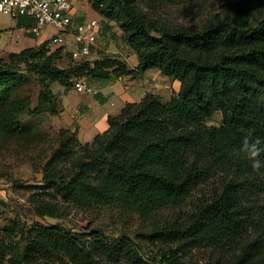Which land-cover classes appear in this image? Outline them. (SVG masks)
<instances>
[{
	"label": "trees",
	"instance_id": "trees-1",
	"mask_svg": "<svg viewBox=\"0 0 264 264\" xmlns=\"http://www.w3.org/2000/svg\"><path fill=\"white\" fill-rule=\"evenodd\" d=\"M87 1L108 23L101 34L115 23L138 66L106 55L62 69L55 60L65 48L52 52L50 41L0 56V140L21 141L23 117L45 105L59 114L52 84L72 89L74 78H137L152 69L179 81L167 103L152 92L127 103L92 142L80 141L78 126L45 136L44 145L30 139L42 178L20 186L36 217L109 208L137 215L145 230L136 242L8 218L0 197V264H264V169L234 155L245 136L264 147V0H215L213 12L196 7L202 0ZM174 7L195 23L170 21ZM23 72L41 88L35 109L29 97L10 98ZM216 113L222 124L208 126Z\"/></svg>",
	"mask_w": 264,
	"mask_h": 264
},
{
	"label": "rangeland",
	"instance_id": "rangeland-1",
	"mask_svg": "<svg viewBox=\"0 0 264 264\" xmlns=\"http://www.w3.org/2000/svg\"><path fill=\"white\" fill-rule=\"evenodd\" d=\"M201 2V4L196 7L199 8L204 4L206 6L209 5L210 9H208L210 12L215 11L221 5L220 2H216L215 0H202ZM74 5L83 16V20H86L87 22L95 19L102 21L100 15L93 11L87 0H74ZM196 10L197 9H195V11ZM185 15L187 14L182 7H174L168 10L167 17L170 21L175 23H195L194 18H191V16H188V18ZM11 21H13L11 18L0 14V26H10ZM102 24L105 25L104 22H102ZM44 31H46V29ZM55 32L56 31L51 28L46 31L48 35L54 34ZM13 37L14 34L12 30L0 33V56L5 60L8 59L10 50L7 48L4 40H9V43L11 44L10 41L13 40ZM98 40L99 42L97 46L93 48L92 56L88 59L91 62H94L106 55L118 56L120 54L117 53H121V51L126 50L123 33L116 26V24L111 26L110 30L107 28L106 30L104 29ZM39 41L40 37L34 38V36H31L20 41L14 40V42H12V46L14 50L18 52L24 48L37 45ZM49 48L53 52L61 47L49 46ZM71 49L72 46L67 45L62 56L55 60L56 64L60 68L64 69L70 65L82 62H75L72 60L70 55ZM108 49H111L113 52H105ZM158 72V70L152 69L146 72L143 78H137L134 81L127 77L123 82H118L116 77L108 80H94L86 77L87 82L94 91H98L103 88V92L108 98V102L105 103L97 101L93 97V94L87 95L78 93L73 88L66 89L58 83L52 84L51 89L58 98L56 107L59 114L53 115L50 112V106L45 105L40 109L39 113L23 117L22 124L27 130V133H25V136L21 139V141L10 140L9 142H4L0 140V197L9 205V208L6 210V216L8 218H13L19 213L24 215L29 221H38L46 226L61 225L77 232L100 230L110 238L127 236L136 242H139L142 237L138 234L142 233L145 228L143 227L139 217L135 214L124 213L122 211L109 208H99L89 211L75 209L64 219L43 220L34 215L31 206L27 202L28 192L20 185L26 182L34 183V181H38L42 178L41 173L34 171L32 167L30 139L35 138L36 140H40L42 145H44L53 140L59 130L66 129L63 127V122L66 117L63 116L64 114L62 115V109L64 108L63 104L75 105L84 100L89 106H92L93 101H97L94 103L96 105H94V107L92 106V108L99 110V114L102 112L100 110L106 109H111V112L120 114L121 111H119L118 106H112V100H119L120 104L128 98L134 102H139L146 93L155 91L159 92L160 95H163V97L161 96L162 100L164 103H167L174 94L179 92L181 85L179 81L163 76L160 72L158 77L153 79V76ZM19 77L21 79L22 86L15 92L11 93L10 98L20 99L29 97L32 100L31 108L35 109L39 103L41 90L40 85L36 80V76L23 72L19 74ZM150 79H153L154 82H151ZM127 86L128 89H126ZM121 94H123L122 97L120 96ZM87 98L94 100L87 101L85 100ZM222 121V114L216 113L212 119L207 121V125L219 127L222 124ZM47 135H49L50 140L43 144L44 140L42 139ZM146 252L147 255L152 258H154L158 253L157 249H154L152 246H150V248H146ZM201 256L202 255L200 253H197V259H201Z\"/></svg>",
	"mask_w": 264,
	"mask_h": 264
},
{
	"label": "built area",
	"instance_id": "built-area-1",
	"mask_svg": "<svg viewBox=\"0 0 264 264\" xmlns=\"http://www.w3.org/2000/svg\"><path fill=\"white\" fill-rule=\"evenodd\" d=\"M0 14L15 21L31 22L23 27L26 35L39 37L45 29H54L56 33L49 46H72L70 55L75 62L92 56L103 28L102 21L79 20L74 0H0ZM73 89L78 93H96L82 78L73 79Z\"/></svg>",
	"mask_w": 264,
	"mask_h": 264
},
{
	"label": "crops",
	"instance_id": "crops-1",
	"mask_svg": "<svg viewBox=\"0 0 264 264\" xmlns=\"http://www.w3.org/2000/svg\"><path fill=\"white\" fill-rule=\"evenodd\" d=\"M75 12H76L77 18L79 20H83V16L77 10L76 6H75ZM100 18L105 23V25L108 24V23H106V21H104L103 17L100 16ZM30 24H31V22H29V21L22 20V23H20L19 21L13 20V21H11L10 26H0V33L4 32V31L7 32L9 30L13 31L14 37H13V40L10 41L11 44L9 43V40L8 41L4 40L6 42L7 48H9V50H10V53H19L22 51V50H20V51L16 52V50H14V48L12 46V42H14V40L20 41V40L26 39L27 37H31L30 35L25 34L24 28H23L25 25H30ZM109 25L114 26L115 23H109ZM47 29H49V28H47ZM47 29H46V31H47ZM46 31H44L42 33V35L39 36L40 41L38 42L37 45H35L33 47H39L44 42L49 41L50 38L56 33L55 32L54 34L48 35L46 33ZM18 35H20L21 37L18 38L17 37ZM39 37H34V38H39ZM98 42H99V40H98ZM27 48H30V47H27ZM125 48H126V50L121 51V53H117V54H120V55H118V57L121 60L128 63V65L130 66L131 69L135 70L136 67L138 66V63H139L138 57L136 60L137 55L129 48V46L126 43H125ZM24 49H26V48H24ZM105 52H108V53L111 52L112 53L113 51L111 49H108ZM158 74H160V73L158 72L157 74H155L153 76V79L155 77H158ZM144 75H145V73L140 75L137 78H141V77L143 78ZM126 78L127 77H121V78H117L116 80L118 82H123L124 79H126ZM129 78L134 80V81L137 79L134 77H129ZM153 79H150V81L154 82ZM126 89H128V86ZM103 91H104L103 88H101V90H98V91H96L95 94H93V97L97 101H99L100 103L108 102V98L106 97V95L104 94ZM152 93L160 95V93L157 91L152 92ZM123 94H121L120 96L122 97ZM87 95H90V94H87ZM61 96H60V98H61ZM144 96L142 98H144ZM160 96L163 97V95H160ZM142 98H141V100H142ZM128 99H125L124 102H122L121 104H120L119 100L118 101L112 100V102H113L112 106H118L119 111H122V109L125 107V105L127 103H134V101L130 100V98H128ZM85 100L93 101L94 99L87 98ZM97 101H95V102L93 101V105H92L93 107H94V105H96L94 103H96ZM63 106H64V108L62 109L63 110L62 115L64 114L63 116H66L64 119V122H63V127L64 128H73L74 126H78L79 127V139L82 143L92 142L97 135L105 133L109 129V123H108L109 117L119 115V114H115L116 112H111L112 111L111 109L100 110L102 112H101V114H99L98 113L99 110L92 108V106H89L86 103V101H84V100L80 101L79 103H77L75 105H70V104L64 105L63 104ZM3 224H4L3 221L0 219V228L3 226Z\"/></svg>",
	"mask_w": 264,
	"mask_h": 264
},
{
	"label": "clouds",
	"instance_id": "clouds-1",
	"mask_svg": "<svg viewBox=\"0 0 264 264\" xmlns=\"http://www.w3.org/2000/svg\"><path fill=\"white\" fill-rule=\"evenodd\" d=\"M260 138L252 139L248 136L243 137L239 149L234 153L236 156H242L251 162V168L255 172L264 169V159L261 158L264 153V147H261Z\"/></svg>",
	"mask_w": 264,
	"mask_h": 264
}]
</instances>
